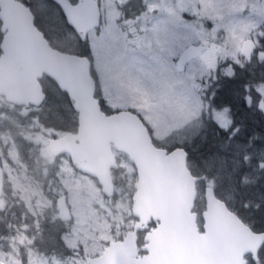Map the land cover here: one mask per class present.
<instances>
[{
	"label": "water",
	"instance_id": "water-1",
	"mask_svg": "<svg viewBox=\"0 0 264 264\" xmlns=\"http://www.w3.org/2000/svg\"><path fill=\"white\" fill-rule=\"evenodd\" d=\"M60 2L71 7L69 0ZM77 15L79 26L73 28L85 40L89 30L101 23L98 1L84 0ZM0 20V94L14 104L39 106L46 99L41 78L47 75L67 93L77 112L76 130L50 138L47 153L54 158L68 152L73 165L95 177L109 197L115 194L112 171L120 167L115 151L127 153L135 166L132 213L138 219L90 264H247L248 253L258 259L264 233L246 225L213 187L206 190L200 228L194 210L199 177L187 163L188 153L183 147L168 151L157 145L136 112L104 111L87 55L53 47L22 0H0ZM248 46L245 42L242 51L248 52ZM195 52L194 47L183 51L178 59L181 69ZM57 203L61 219L70 220L66 195H60ZM151 221L156 225L146 232L144 252L139 253L138 232Z\"/></svg>",
	"mask_w": 264,
	"mask_h": 264
},
{
	"label": "rangeland",
	"instance_id": "rangeland-1",
	"mask_svg": "<svg viewBox=\"0 0 264 264\" xmlns=\"http://www.w3.org/2000/svg\"><path fill=\"white\" fill-rule=\"evenodd\" d=\"M102 1L105 6V23L100 33H97L95 29H91L88 33L93 52V66L99 78L101 95L112 109L135 107L151 125L157 141L167 136L185 140L184 124L190 115H186L185 108L188 106V101H185L184 96H190L192 87L198 82L195 78L202 76L207 67L198 59L192 60L186 73V75L192 73V77H188V82L185 80L183 84H179L180 77L184 79L185 76L173 68L171 51L167 48L174 43L195 41L197 33L193 32V26L174 28V21L180 20L179 14L175 11L155 13L153 18L156 20V25L152 29L151 37H148L149 42L148 39L146 40L145 49L152 51L159 47L158 51L161 55L145 57L137 53V47L123 44L125 33L119 32L117 28L118 12L114 8L115 1ZM187 1L191 3V0ZM246 6L255 12L257 19L253 16L234 14V9H242ZM188 8L195 12L194 6ZM167 15L170 16L168 20H171V23L166 28L164 24ZM203 16H209L208 20L211 24L207 27L204 21L205 36L203 34L202 36L210 38L211 43L217 38L216 51L220 53L222 59L227 56L238 58L245 37L250 33L256 34L257 27L262 23L260 18L264 17V0H205ZM186 22L194 21L188 19ZM73 32L74 29L69 30L67 36L75 40L76 35ZM113 33L118 39L113 38ZM184 34L186 35L183 36ZM180 36L181 38H178ZM112 38L116 41H111ZM193 95L196 97V93L193 92ZM7 107L6 101L0 96V124L4 127L5 123L9 122L1 119L7 114L18 117L15 119L16 122L11 124V128L0 133V168L3 170L0 176V201L4 197H15L18 193L24 197V202L29 209H34L38 213L37 206H40L45 209L44 216L52 218L54 199L65 191L73 217L66 224V228L61 227L60 239H63L72 252L62 256L59 252L52 255L39 251L35 246H30L29 242L32 238L26 236L24 231L10 237L9 243L6 240L7 234L1 230L0 264H24V261L25 264H75L81 263L84 255L92 256L94 252L100 254L109 241L117 239V235L122 231L121 226L126 221V214L131 212L129 193L132 181L135 180L133 163L123 157L121 165L124 168L120 173L119 194L112 202L108 201L101 190V185L94 177L76 170L64 155L58 159L56 174L50 177L47 175L49 171L45 169V163L52 162L48 155H44V152L38 151L33 157V162L29 161L32 168L28 167L23 160V155L27 154L25 149L31 146L37 147L39 143L46 145L47 139L42 136L40 129L45 125L40 126L36 121H27L26 114L32 112L31 106H20L18 109ZM70 110L74 116L71 105ZM38 121L41 122L40 119ZM45 127L47 129L44 131L48 133L51 130L58 131L50 126ZM194 134V131L188 133L187 137ZM230 152L239 157L244 151L238 147L237 150ZM224 159L223 162H225ZM189 165H193L195 169L198 167L191 161ZM4 179L10 182L4 183ZM227 180L232 187L231 178ZM48 191L55 197L50 196ZM17 218L22 219L21 215ZM28 226L37 234L40 232L35 228L39 225L34 218L33 224ZM20 243L27 245L28 248L21 250L18 247ZM22 256L23 261H21Z\"/></svg>",
	"mask_w": 264,
	"mask_h": 264
},
{
	"label": "flooded vegetation",
	"instance_id": "flooded-vegetation-1",
	"mask_svg": "<svg viewBox=\"0 0 264 264\" xmlns=\"http://www.w3.org/2000/svg\"><path fill=\"white\" fill-rule=\"evenodd\" d=\"M114 1V8L118 12L117 28L119 32L125 33L123 44L137 47V53L145 57L161 55L158 51L159 47L152 51L145 49L146 40L151 37L152 29L156 25V20L153 18L155 13L175 11L179 14L180 20L174 21V28H181L185 25L193 26V32L197 33L195 41L174 43L167 48L171 51L173 68L185 76L184 79L180 77L179 84H183L185 80L188 82V77L193 75L192 73L186 75L188 62L183 69H180L178 64L179 57L188 46H198L197 53L192 60L198 59L202 65L207 67L202 76L195 78L198 82L192 87L190 96H184L185 101H188V106L185 108L186 115L190 117L184 124L185 140L182 142L189 156L188 148L195 146L199 137L204 142L211 137L225 158V162H222L217 169L200 168L198 164L195 169L192 165L193 173L199 177L198 193L204 197L205 188L211 185L216 195L245 223L254 231L264 233V226H259V220H256L259 216L252 212L253 207L255 209L264 204V17L260 18L262 23L257 27L256 34L250 33L243 40V44L248 41L251 48L250 54L242 53V44L238 58L227 56L222 59L223 57L216 51L217 38L211 43L210 38L202 36L205 29L204 21L207 27L211 24L208 20L209 16H203L205 0H191V3L187 0ZM98 2L102 9L103 22L93 29L100 33L105 23V6L102 0ZM190 6L195 7V12L189 10ZM234 14L258 18L255 12L247 6L234 9ZM169 17L167 15L164 24L166 28L171 23V20H168ZM188 19L194 22H186ZM113 34V38H117L116 34ZM113 38L111 41L115 42ZM89 46L91 47L90 44ZM227 81L235 84L227 86ZM193 92L196 93V97ZM252 123L253 126H251ZM193 131L196 134L187 137V134ZM238 147H241L244 152L236 157L230 151H235ZM63 155L70 161L67 153L59 154L50 160L57 164L58 159ZM194 163L193 161L192 164ZM229 178L232 180L233 188L227 180ZM3 182L9 183L10 181L4 179ZM47 193L55 197L50 191ZM17 194L15 197H4L0 201V210L5 211V230H2L0 225V231L7 234L9 243L10 237L17 236L24 231L26 236L32 238L29 242L30 246H35L39 251L46 253L58 252L61 247V227L66 228V223L62 221L57 205V197L60 194L54 199L52 218L44 216L45 209L40 206H37L38 213L34 209H29L24 202V197ZM205 207L204 199L202 212ZM18 215H21L22 219H18ZM130 216L134 218L133 215ZM33 218L39 225L35 226L36 230H40L38 234L28 226V224H33ZM41 234L42 237H40ZM139 234L142 236V233ZM18 247L21 250L28 248L23 243L18 244ZM259 259L262 262L260 252ZM248 260L249 262L251 260V264H255L251 254L248 255Z\"/></svg>",
	"mask_w": 264,
	"mask_h": 264
},
{
	"label": "trees",
	"instance_id": "trees-1",
	"mask_svg": "<svg viewBox=\"0 0 264 264\" xmlns=\"http://www.w3.org/2000/svg\"><path fill=\"white\" fill-rule=\"evenodd\" d=\"M22 1L30 6V8L32 9L35 15L36 25L44 32L45 36L48 38V40L54 47L59 48L64 51H70V52L88 55L90 58H93L91 47L89 46L88 40L83 41L79 39V37L76 35L75 32H73L76 35L75 40L70 39L67 36V34L69 33V30L73 31V29L70 27H67L62 22H59L58 17L56 16V12L58 10L55 8H52V9L45 8L46 3H50L51 0H22ZM2 36H3V32L1 31V20H0V41L2 39ZM73 43H76V44H73ZM0 54H1V49H0ZM41 82L47 92V99L45 102V106L43 108L44 117L40 122L38 121L39 118H38L37 112H35L34 114H32L31 112L27 116V121L34 120L38 122L40 126L43 124L45 126L53 127L52 129H56L58 131L75 130L77 127V117L75 116V114L73 116L70 110V103L68 100L67 93L61 90L59 86L57 85V83L52 78L48 77L47 75H44L41 78ZM232 84H235V83L230 82V81L226 82L227 86L232 85ZM103 107L104 109L107 110L105 106ZM1 119L8 120L9 122L5 123L6 125L4 127H3V124H0V127H1L0 133L4 132V130L6 129L11 128V124L16 122L15 121L16 116L12 114L11 116L7 114ZM251 126H253V123L251 124ZM40 129H41V134L44 138H47L48 136H51V135L52 136L56 135L55 133L50 134L47 131H44L42 128ZM45 129H47V127H45ZM20 135L24 136V134H20ZM199 138L195 146L188 148L189 160H192V162L194 161L196 164L200 166V168L203 167L204 169H206L208 167L210 169H213V168L217 169L218 166L222 164L224 156L222 155L221 152H219L216 142H214L213 138L211 137L207 139V141L205 142ZM25 150L27 153L26 158L29 159L31 162H33V157L38 151L44 152V155H47L44 150V145H42L41 143H39L37 147L33 148L31 146L29 147V149H25ZM124 156L128 158L127 154L121 153V152L118 153V158L120 160L121 159L123 160ZM48 163L46 165H52V163H49V164ZM123 168L124 167L121 166L119 169L114 171V178H115L117 185L120 184L119 183L120 178H121L120 173L122 172ZM52 169L55 171L54 168H51L50 170ZM134 176H135V172H134ZM132 187H133V181H132ZM131 193H132V189L130 192V197H131ZM201 200L202 198L199 197V200L196 204V210H198L199 213L201 210V205H200L202 203ZM260 206L261 207H258L255 209L253 207L252 212L259 216V217H256L257 218L256 220H259V223H260L259 226H264V204ZM4 213H5L4 210H0V225H1L2 230H5ZM151 226H154V222L150 223L149 227ZM121 234L122 232H120L119 236ZM143 238H144V233L142 234V236H140V239H139L140 246L144 243ZM6 240L8 239L6 238ZM60 243H61L60 248H64L63 241L60 240ZM69 250L70 249L68 248L66 250H60V253L62 255H66ZM141 252L143 251L141 250ZM260 258L262 262L264 263V244L260 251ZM24 264H25V261H24Z\"/></svg>",
	"mask_w": 264,
	"mask_h": 264
},
{
	"label": "snow or ice",
	"instance_id": "snow-or-ice-1",
	"mask_svg": "<svg viewBox=\"0 0 264 264\" xmlns=\"http://www.w3.org/2000/svg\"><path fill=\"white\" fill-rule=\"evenodd\" d=\"M69 4L71 7L63 5L60 0H51L50 3H46L45 8L57 9L56 16L58 17L59 22L72 28L74 26H79L77 14L80 7L84 4V0H69Z\"/></svg>",
	"mask_w": 264,
	"mask_h": 264
}]
</instances>
